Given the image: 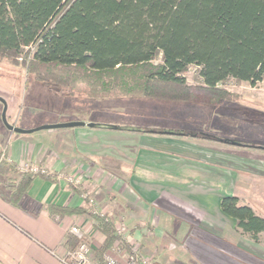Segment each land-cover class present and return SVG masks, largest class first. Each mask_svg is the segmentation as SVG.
Returning <instances> with one entry per match:
<instances>
[{"label": "trees", "instance_id": "obj_1", "mask_svg": "<svg viewBox=\"0 0 264 264\" xmlns=\"http://www.w3.org/2000/svg\"><path fill=\"white\" fill-rule=\"evenodd\" d=\"M2 56L12 62L22 58L39 82L92 100H192L196 91L185 72L196 65L199 87L221 100L232 95L219 86L229 78L252 85L264 80V0H0ZM37 176L58 178L56 172L25 170L8 179L9 201L22 207ZM85 201L86 206L46 207L56 220L72 214L93 217L105 235L93 254L104 261V253L121 236L110 218L90 209L87 195ZM220 206L238 228L259 239L264 214L235 194L224 195ZM80 241L67 233L68 250Z\"/></svg>", "mask_w": 264, "mask_h": 264}, {"label": "crops", "instance_id": "obj_2", "mask_svg": "<svg viewBox=\"0 0 264 264\" xmlns=\"http://www.w3.org/2000/svg\"><path fill=\"white\" fill-rule=\"evenodd\" d=\"M7 103L8 112L16 109L10 99ZM1 119L0 264H66L62 257L68 250L66 235L72 226L82 230L93 248L99 247L105 235L93 217L72 214L56 220L46 207L49 203L86 206V195L91 200L90 209L111 217L121 214L130 228L152 225L160 241L166 233H173L168 229L177 224L172 217H185L183 221L186 219L190 227L192 220L200 219L199 229L215 233L226 244L217 243V252H210L213 264H264V252L225 235V230L234 232L236 221L222 211L220 202L224 195L235 193L219 188L216 166L220 158L217 146L211 142H194L189 135L146 132L119 123L102 125L86 116L77 120L84 124L42 128L48 129L43 132H17L6 125L2 114ZM59 139L61 144H52ZM26 164L56 172L58 178L35 177L22 207H18L9 201L6 178L14 176L13 166ZM229 182L225 180L224 185L231 186ZM174 205L189 206V216L194 218L175 211ZM225 218L234 223L231 229L220 224ZM138 230H134L136 237ZM189 232L187 229L181 238L177 237L178 241L188 239ZM235 248L258 260L236 258L241 254Z\"/></svg>", "mask_w": 264, "mask_h": 264}, {"label": "rangeland", "instance_id": "obj_3", "mask_svg": "<svg viewBox=\"0 0 264 264\" xmlns=\"http://www.w3.org/2000/svg\"><path fill=\"white\" fill-rule=\"evenodd\" d=\"M185 76L196 91V97L189 101L129 97L92 100L83 94H71L67 87L48 86L39 82L28 72L22 58L12 62L2 56L0 126H4L1 114L6 115L8 122L15 123L20 128H31L33 132L48 130L38 129L41 126L74 122L86 116L98 120L96 123L102 125L119 123L146 132L149 130L184 132L194 142H211L213 146H217L220 161L216 167L220 190L228 188L238 195L241 201L252 204L257 212L264 214V148H261L264 146V80L252 85L249 81L229 78L219 86L232 95L218 100L213 93L199 87L202 82L196 65H191ZM7 99L14 102L16 109L8 112ZM193 133L231 139L240 144L233 145L218 139L192 137ZM52 144L59 145L61 141L54 140ZM223 159L228 160L227 163H223ZM24 166L12 167L14 176L11 177L19 178L20 173L25 171ZM11 177L7 176L6 181ZM225 180L230 181L231 186L224 185ZM214 199L216 200V197ZM193 205L197 207L196 204ZM173 207L175 211L189 216V206ZM104 215L113 221L121 239L116 241L103 257L109 255L120 262H127V253L131 246L138 245L140 252L148 258L150 264H213L210 252H217L215 249L219 247L217 243L226 245L215 233L210 234L199 229L200 219L197 218L192 220L191 228L186 219L183 221L184 216L172 217L173 222L176 221L177 224L168 229L175 232L174 237L173 233H166L165 238L160 241L159 238L156 239L158 233L154 232L152 225L138 224L136 229H139V237H136L134 234L136 229L130 228L125 216L120 214L111 217L108 213ZM201 222L202 225L207 224ZM220 224L230 229L234 225L226 218ZM122 227L126 228L129 241H126L119 231ZM187 229H190L188 239L178 241ZM232 231L234 232L229 229L224 231L230 240L252 244L254 249L264 252V231L259 234L258 240L243 232L237 225ZM235 250L241 254L240 256L236 254V258L248 257L252 261L258 260L254 255L237 248ZM245 264L253 263L245 261Z\"/></svg>", "mask_w": 264, "mask_h": 264}, {"label": "built area", "instance_id": "obj_4", "mask_svg": "<svg viewBox=\"0 0 264 264\" xmlns=\"http://www.w3.org/2000/svg\"><path fill=\"white\" fill-rule=\"evenodd\" d=\"M24 168L25 170L30 169L32 171H37L42 169V171H45L43 168L32 164H26ZM70 181L75 180L73 177H70ZM70 231L74 233L81 241L75 250H67L65 255L62 257V260L66 264H150L148 258L140 252L138 245L131 246L127 253V262H120L116 260V258L109 255L104 257V261L97 260L93 256V246L88 241V239L86 240L82 230L78 226H72ZM119 231L121 232L122 236L127 239L126 241H129V234L126 228L122 227Z\"/></svg>", "mask_w": 264, "mask_h": 264}, {"label": "water", "instance_id": "obj_5", "mask_svg": "<svg viewBox=\"0 0 264 264\" xmlns=\"http://www.w3.org/2000/svg\"><path fill=\"white\" fill-rule=\"evenodd\" d=\"M3 118H4V121L6 123V125L11 129V130H14V131H17V132H30L32 131L33 129H24V128H20L18 127L17 125L15 124H12L10 122L7 121L6 119V115L3 114ZM85 122H80V121H74V122H68V123H63V124H59V125H47V126H41L39 127L38 129H42V128H51V127H67V126H71V125H78V124H84ZM89 125H93V123H89ZM221 141H225V142H229V143H232V144H240V143H237L235 142L234 140H231V139H222L220 138ZM262 147V146H261ZM264 147V146H263Z\"/></svg>", "mask_w": 264, "mask_h": 264}]
</instances>
